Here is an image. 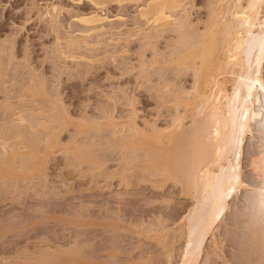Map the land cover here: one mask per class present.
Returning a JSON list of instances; mask_svg holds the SVG:
<instances>
[{"label":"rangeland","instance_id":"rangeland-1","mask_svg":"<svg viewBox=\"0 0 264 264\" xmlns=\"http://www.w3.org/2000/svg\"><path fill=\"white\" fill-rule=\"evenodd\" d=\"M212 1L216 0H186L185 13L190 17L186 13L185 18H192L191 25L199 23L197 27H205L210 9L218 8L217 4L210 6ZM106 3L98 6L91 0H0V126L7 120L17 122L36 148L29 160L21 158L15 164L11 162V169L9 163V167L0 169V264H177L180 260L185 241L180 232L183 228L186 231L180 227L181 220L188 216L194 199L183 193L180 182L176 184L157 169V163H153L155 154L147 150L154 152V144L153 149L149 143L141 145L149 144L147 149H130L124 141L125 135L131 133L132 122L141 127L143 136L159 131L156 127L154 131L152 124L163 130L174 125L175 118L179 121L181 116H187L192 98L201 99L196 95L208 89L202 88L197 94L195 91L192 96V68L187 69H191L187 74L176 68L182 65L173 54L180 55L184 46L179 40L180 52L174 49L180 45L175 25L171 26L175 30H163L164 35L160 30L159 39L153 33L157 41L156 46L154 40L153 44L149 42L152 48L147 41L152 38L150 30L154 25H145L139 16L144 2ZM225 4L219 8L226 9ZM228 7L229 4L230 13ZM183 11L180 8L179 12ZM94 12L109 17V23L104 29L89 33L77 17ZM177 13L178 10L174 14ZM166 24L161 29L170 25ZM147 29L151 38L144 36ZM69 37H78L82 48L80 43V49L69 45ZM156 59L160 61L157 63ZM262 72L264 78V67ZM41 80L50 95L35 94L36 90L31 93ZM186 90H190L185 94L191 99L183 94ZM260 93L264 100V92ZM176 97L181 100L177 108ZM185 97L190 100L188 109L187 102H183ZM197 102L193 110L197 114L188 112V118L183 117L184 125L179 127L183 131L193 124L191 118L200 113L201 101ZM42 106L45 109H39ZM55 108L60 116L68 117L65 121H70L61 131L41 126L44 122L46 126L54 124ZM41 111L49 112L48 116ZM20 115L28 123H21ZM260 128L258 120L253 125L254 135L247 136L243 150L242 178L248 187L243 186L230 201V209L212 236L215 238L209 235L204 241L205 249L202 248L197 264H264V216L254 209L260 199L261 181L250 166L252 158L264 147ZM169 131L165 130L164 135ZM148 138L151 139L149 135ZM166 140L165 144L160 143L171 147L177 143V139L173 144H166ZM151 141L155 143L153 138ZM156 144V149L160 148L161 144ZM172 153L170 157L174 156ZM174 153L179 156L181 151ZM4 170H12V174Z\"/></svg>","mask_w":264,"mask_h":264},{"label":"bare ground","instance_id":"bare-ground-1","mask_svg":"<svg viewBox=\"0 0 264 264\" xmlns=\"http://www.w3.org/2000/svg\"><path fill=\"white\" fill-rule=\"evenodd\" d=\"M91 1L94 3V5H98V6L102 5L103 3L105 4L106 2H116L119 4L128 3V2H131V3L139 2V1H142V3L144 2L142 4L143 6L140 5L141 7L139 9L140 10L139 16H141V18H143L145 21L143 19L141 20L144 22V24L145 22L147 24H150L149 26L154 25V27L151 26L153 28V31L156 28L160 27L159 30L156 29V31L154 32L150 30L152 29L150 27L149 30L152 35L148 31V29H147V32H148L147 34L145 33L146 31H144V36L145 35L152 36V38L150 36H147L151 38V40L147 41L148 42L147 46L148 44L150 45L149 42L153 44L152 40H154V44L156 46L157 40L155 41L154 39L155 34H156V37L157 35H159L157 37L159 39V37L163 33H165L167 29L168 30L170 28L172 29L171 26L175 25L174 27L177 30H175L174 28L172 30H175V33H180L179 34L180 36L177 34V36H179V38L177 39L180 45L182 44L180 43V41L183 42L182 45L184 47L181 48L182 52H180L179 47H182V45L181 46L178 45V42L176 41L178 46L174 49L178 50V52H180L181 54L179 55V53L176 52V55L175 54L173 55L176 56L175 58L180 65L182 66L185 65L184 67H186V71L184 70V67L182 68V66L178 67L176 65L177 67L176 66L175 67L181 70L180 72L182 74H187L188 71L191 70V69L189 70L187 69L191 67L192 71H190V74L192 72L191 75L194 76V77L192 76V78L194 79L192 82L193 83L192 87L195 86L194 90L193 88H191V91L192 90L193 91L190 92V90H188V93L189 92L190 94L192 93V96H193V94H195V91L197 94V92L199 93V91L203 89H205L204 91L208 89V92L206 91V93L205 92L199 93L201 95L195 94L196 97L201 96V99H198L201 102H199L197 99L195 100V97L192 98L195 101L194 102L192 100L194 104L191 101L190 105L188 104L190 100L187 101L188 98L185 97L186 101L182 100L183 102H187V109H188V105L190 106L189 107L190 109L188 111L189 113H194L193 110L195 109V107H197L196 106L197 101L200 103L199 105L200 113L198 111L199 115L195 116L194 118L192 117L194 115H190L192 117L191 119L193 120L191 121L193 122V124L191 123V127H189L191 129H189L188 127H187V130L186 128H184L185 129L184 131H183V128L180 129L182 127L181 125H184V123H181L183 121V117L184 119H186V117L189 115L188 112H186L187 109H184L187 116L180 115L181 118L179 117V115L178 117L176 116L177 119L180 118L179 120L180 122L176 120L179 123L178 122L176 123V121H174L176 118L175 116H173L172 119L174 118L175 119L172 121V123L175 122L176 125L175 124L173 125L171 123L173 126L172 125H170V127L167 126L166 127L167 129H164V130L163 128L157 127L155 124L154 125L152 124L153 126L150 125L151 127H154L153 130L156 127L158 128L157 130H159L158 132L162 133V134H159L158 132H155L154 134H157L156 136L151 133L149 134V132L147 136L146 134L143 136L141 127L139 128L138 125H137L138 127H136L135 122L134 123L132 122L133 125L129 126L130 129L128 128L129 132L131 133H129V135H127L128 133L125 135V139L126 138L127 139L124 141V146L126 145L128 147L130 146L129 147L130 149H134L135 146H136L135 147L136 149L138 148V146H139V149H141V147L142 148L145 147L147 149L149 148V144H151L150 146H152L151 147L152 149L156 146L154 152L151 149H147V150H149L150 152L149 154H152V153L155 154V160L158 159V162L157 160L153 161V163L155 162L157 163V166H156L158 167L157 169L159 171H163V173L168 176L167 178L174 180L176 184H179L178 182H180V185L182 184L183 186V187L181 186L183 193H185V195L186 194L190 195L189 197L190 198L192 197V199H194L193 200L194 203L192 202L193 206L190 207L189 212L187 214L188 216H186V218L184 216V218L182 219L183 221L186 220L185 224L182 223V220H181L182 226L180 225V227L183 228L184 226L186 228V231L183 228V231L180 232V235L182 236L184 235L183 237L185 241H183L184 244L182 243L183 247H181V255H180L181 257L179 256L180 260L177 264H197L198 261L200 260V257L202 256L201 254L203 252L202 248H204L203 247L204 241L206 240V238H208L207 236L211 235L210 237H212L214 235L215 230L218 229V225L221 223V221L226 216L228 210L230 209V201L234 198L236 194H238V191L243 186L248 187V184H246L242 178L243 150H244L245 141H246L247 136L250 135L253 137L254 135L253 125L258 120L259 122H261V128L259 129V131L264 135V100H262V97L260 95L261 91L264 92V78L262 75L263 73L262 69L264 67L263 66V63H264V0H218L219 2L216 0L214 1L215 4L212 1V4H210V6L216 7V4H217L218 8L214 9L210 7L211 8L210 10L212 11L210 12L211 15L209 14L210 20H206L208 21V22L205 21L206 23L204 22L205 27H203L204 23L202 26L205 29L197 27L199 23L195 25L193 24L191 25V23L193 22V21L191 22L192 18L191 19L189 18L190 20H187V17L185 18L186 13H187V16L189 14L188 12L185 13V10L187 9L186 5L188 4L186 0H91ZM224 1H226L225 2L226 4L224 3ZM218 3H220V6L222 4L223 6L224 4L225 6L226 5L228 6L229 4L230 7L228 8H230L231 10L230 13L228 12L229 9H227V6H226V9L223 6L219 8L220 6ZM180 8L182 9V11L183 10L184 11L179 12ZM222 9L225 11V14ZM53 10L57 12L58 8L56 10V7H55ZM177 10H178V13H177L178 15L179 14L180 15L185 14V15H183L182 17L181 16L177 17V14L176 15L174 14L175 12H177ZM226 12L229 15H227ZM49 14L51 13L49 12ZM57 15H58V12H57ZM225 16L227 17L229 16V19ZM108 18L109 17L107 16L103 17V15L100 16L99 13L94 12L91 15L87 14L85 16L82 15L80 17H77V20L81 22V24L83 23L84 25H86L85 27L87 30L85 31L89 33L95 31L94 33H96L97 29L98 31H100L102 29L101 27H103V29L105 28L106 22L109 23ZM164 24L166 25L170 24V25L166 26L165 28L162 27L163 29H161V26H163ZM160 30H161V33L159 32ZM163 30L164 31L166 30V31L163 32ZM195 30H197L199 33L195 32ZM153 33L155 34L153 35ZM147 37L145 38L148 40ZM77 38L72 39V37L71 38L69 37L70 39L69 45H73L74 48L77 46L76 48L80 49V47L78 46L81 41L78 43L79 38H78V41H77ZM81 43H80V46L82 48ZM84 43L85 42H83V44ZM152 44L150 45L151 47L153 46ZM171 45L174 46V44H171ZM246 47H247V51H246ZM175 51L173 50L172 52L175 53ZM155 62H153L152 64H154ZM41 81L42 82H39L40 86H39V83H37L38 87L36 86L37 84L34 85V88L36 87L37 88L36 89L33 88V90H30L31 93H33L35 90H36L34 92L35 94H42V92L45 93L49 91L47 89V86L45 88V82L43 80ZM43 82H44V85H41ZM173 82H176V81H173ZM168 86L169 85H165V88ZM48 93H46V95ZM167 93H170V92H167ZM185 93H187V90L183 94ZM33 94L31 95L32 97H34ZM185 96H189V98L191 99V95L185 94ZM178 98L176 99L177 101L174 100L175 107L177 103L178 105H179V102L181 103L180 98L179 99ZM6 105L7 104H5V107ZM43 106L41 108L39 107L38 108L42 110ZM56 108L54 109L55 113H53L55 114L53 115L54 118L52 117V115L49 116V118L52 117L54 119V122H53L54 124H51L50 126H46L45 125L46 123L45 122L42 123L43 122L42 121L41 122L42 125L41 124H37V125H41L43 126V128L48 129L49 131L50 130L56 131L58 129L61 131V127H63V125L66 124L67 121L65 120H67L68 117L65 119L63 115L60 116L61 115L59 113L60 111L57 112L58 108L57 109ZM44 112L41 114L42 115L45 114L44 116L46 115L48 116L49 112L47 111L48 112L47 114ZM179 113L181 112L178 111V114ZM36 116H39V115L36 114ZM61 117L63 118V121H61L62 120ZM0 118H2V116H0ZM19 121L21 123L27 121L28 123V119H26L24 115L19 116ZM11 122L12 120H9V121L7 120L6 122H4V124L9 123L8 125H5L4 127H3L4 124L1 125L3 128L0 126V128H2V131H0L1 132L0 139L2 140L0 142V147H1L0 164L2 165V168L0 166L1 170L6 168L5 167L6 165L7 167H9L11 165V162L13 161L14 163L12 164H15V162H17V160L21 158H24V159L26 158V160L27 159L29 160L30 156L33 157V153L36 154L34 152V150L36 149L34 146V143L31 142L30 138H28L29 136L27 137V135L24 132V129L21 128V125L20 124L18 125L17 122L16 124L13 122L11 123ZM68 122L70 123L69 120ZM146 125L147 124H145V126ZM65 126H67V124ZM132 126L134 128H132ZM35 127L30 125V128H35ZM121 127L119 130L122 129ZM170 128H172V130L173 128H175V130L177 131L182 130L183 132L180 131L179 132L180 135L177 136L178 134L176 133L177 131L176 132L175 130L169 131ZM138 130L141 132H139ZM165 130L169 131L167 132V134H165L166 139L169 140V142L166 139H164L165 137L164 133H166ZM146 131L147 130H145L144 133H146ZM161 131H164V132H161ZM50 133L53 134L56 132H50ZM120 134L122 133L120 132ZM48 135L49 134H47V137ZM148 135L151 139L153 138L155 143H152L153 141H151L150 143L151 139L149 140ZM142 137H147L148 140L147 138H143L144 139L143 140ZM176 139H177V143L176 142L175 143L177 145H180L179 146L180 148L178 147L179 149H176L177 145H175L174 143ZM163 140H166V142H168L166 144H170V142H172V144L174 143V146L171 147V144H170L169 145L170 148H169V146L163 145L165 144ZM156 142L159 144L163 143L160 145V148L158 147V149L160 150L156 149L157 146H159L156 144ZM147 143H149L148 147H146ZM90 144L92 145V143ZM143 144H145L146 146H141ZM152 144H154L155 146ZM163 146H166L167 149H165L166 147H163ZM85 148L87 149V147ZM162 148L165 149V152L161 150ZM168 149L170 150L167 152ZM175 150H176V153L178 154L181 151L179 156H176V154L174 153ZM85 151L87 152L88 150H85ZM170 151L171 153L174 151L172 154L174 155L173 156L174 159L176 158L175 160L171 159L172 156L170 157ZM171 160H173V163ZM8 163H9V166H8ZM250 163H251L250 166L252 167L251 171L253 170L252 172H254L256 174L255 176H257L259 181H261V186L258 188L260 199L257 202V204H255L256 206H254V209L256 210V213L258 215L264 216V147L258 155L252 158ZM28 164H26V166ZM9 169H11V166ZM5 170H8V168ZM11 171L12 170H10V172L7 171L5 173L10 175V173L12 174ZM3 174H2V177H5L6 175L4 174L5 176H3ZM180 227L178 228L180 229ZM145 229H148V228H145ZM182 232H186V234ZM183 237L181 238L183 239Z\"/></svg>","mask_w":264,"mask_h":264}]
</instances>
